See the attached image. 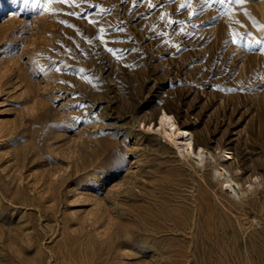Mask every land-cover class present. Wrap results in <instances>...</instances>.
<instances>
[{"label": "rangeland", "instance_id": "374dc122", "mask_svg": "<svg viewBox=\"0 0 264 264\" xmlns=\"http://www.w3.org/2000/svg\"><path fill=\"white\" fill-rule=\"evenodd\" d=\"M40 2L0 0V264H264V0Z\"/></svg>", "mask_w": 264, "mask_h": 264}, {"label": "snow or ice", "instance_id": "6c2138e0", "mask_svg": "<svg viewBox=\"0 0 264 264\" xmlns=\"http://www.w3.org/2000/svg\"><path fill=\"white\" fill-rule=\"evenodd\" d=\"M14 2H18V3H23V5L26 8H32V7H37V8H42L43 11H49L50 9H48L47 7H44L40 0H14ZM46 2L48 4L51 3H60V4H70V6H74V7H80L82 3H87V0H46ZM170 2L175 3L176 0H170ZM250 2V0H203V3L205 6L210 7L211 4L213 3H219L221 5L224 4H235V5H240L243 6L245 3ZM131 4H132V8H135L136 6H138L139 4H146V6L148 8H155L158 5L153 3V0H131ZM92 7H95V5H92ZM192 7V0H183V2H181L179 4V8L178 10H186L187 8H191ZM244 11L245 15H248V12L246 9H242ZM107 11L106 9H101V14H103V12ZM70 15H78V18H83V19H87L88 22L90 24H92L93 26H97L99 25L98 29H97V36L96 39L99 40L101 43L104 44L106 50L111 53L113 56H116L118 59L121 58V55L123 50L121 49H116L114 47H108V43L109 41L105 39V35L112 30V26L111 24H108L107 27H105L104 25L100 24L99 21L95 20V19H89L84 13H79L77 14L76 12H72L69 13ZM225 15H227V13H224ZM189 18H192L196 15L195 11L189 12L188 13ZM160 19L162 21H166V23L169 24H176L177 22L171 18L170 14L167 13H161L160 14ZM215 19V17L213 18ZM63 23V21H62ZM123 22H121V25H117L115 28V31L118 32H124L125 29L122 26ZM258 29H264V26H259L257 25ZM180 33L184 34V30L181 28L180 29ZM165 33L163 31H161V33H159V35L163 36ZM230 35L231 32H230ZM232 43H237L236 37L234 35H232V39H231ZM254 43L258 46L257 47V51H260L261 53H264V40H260L257 39L254 41ZM50 70H55V71H63V69H61L58 66H54L53 68H51ZM81 73L84 72V69H80L79 70ZM61 83H66V81H61ZM236 89H229V91H235ZM241 91H243V89H240Z\"/></svg>", "mask_w": 264, "mask_h": 264}, {"label": "bare ground", "instance_id": "6f19581e", "mask_svg": "<svg viewBox=\"0 0 264 264\" xmlns=\"http://www.w3.org/2000/svg\"><path fill=\"white\" fill-rule=\"evenodd\" d=\"M151 127H152L151 129H153L159 135L161 140L169 144V146L173 149V151L175 152L177 156L187 157L188 155L192 153L193 134L189 132L188 130H186L185 128L181 127L177 123L175 117L170 112L166 110L159 111L158 114L154 117V122ZM199 150H200L199 148L197 147L195 148L194 152L196 155H198ZM202 161H203V158L198 156L197 163L200 164ZM213 166L214 167L212 170H215L217 167L215 165ZM220 174L224 178L221 184L225 183L226 185V183L229 182L227 180L229 179L227 178V174L223 171H221ZM232 182L235 183L234 181ZM228 185H230V182ZM234 186H236V184H234ZM237 187L238 185L236 186V189Z\"/></svg>", "mask_w": 264, "mask_h": 264}]
</instances>
